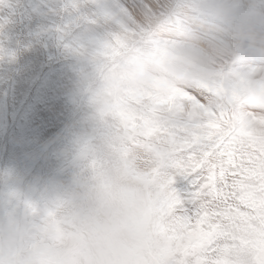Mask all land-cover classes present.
I'll list each match as a JSON object with an SVG mask.
<instances>
[{
    "label": "rangeland",
    "instance_id": "374dc122",
    "mask_svg": "<svg viewBox=\"0 0 264 264\" xmlns=\"http://www.w3.org/2000/svg\"><path fill=\"white\" fill-rule=\"evenodd\" d=\"M21 1L19 10H29L34 3L31 11L42 12L46 4L53 17L29 19L27 14L18 20L6 15L11 24L15 19L26 28L23 33L8 30L7 41L13 48H0V264H81L89 237L111 219L132 230L134 264H168L174 249L160 206L162 177L155 170L153 153L144 146L143 130L130 121L140 110V101L151 103L148 93L155 87L165 91L169 81L178 82L185 75L186 59L175 57L160 66L131 42L122 50L106 52L104 43L118 30L107 5L115 7L117 0H103L100 5L79 0L82 11L69 3L65 6V0ZM6 6L16 9L18 5ZM39 22H62L63 31L84 29L86 42L81 48L76 44L77 48H55L61 39L50 28L47 39L56 59L45 62L34 31ZM5 37L0 33L1 45ZM30 38L37 42L35 48H29ZM15 61L17 69L12 68ZM147 63L151 67L149 77L143 79L144 90L133 93L131 82L134 86L140 81L135 78L139 66ZM111 72L117 79L108 76ZM154 77L157 86L151 82ZM3 82L8 90H3ZM130 94L138 98L137 103L129 102ZM125 111L131 118L123 123ZM123 183L129 184L124 190ZM125 192L136 202L123 211L126 204L117 201Z\"/></svg>",
    "mask_w": 264,
    "mask_h": 264
},
{
    "label": "snow or ice",
    "instance_id": "6c2138e0",
    "mask_svg": "<svg viewBox=\"0 0 264 264\" xmlns=\"http://www.w3.org/2000/svg\"><path fill=\"white\" fill-rule=\"evenodd\" d=\"M114 20L109 54L187 61L130 121L162 177L168 264H264V0H118Z\"/></svg>",
    "mask_w": 264,
    "mask_h": 264
},
{
    "label": "bare ground",
    "instance_id": "6f19581e",
    "mask_svg": "<svg viewBox=\"0 0 264 264\" xmlns=\"http://www.w3.org/2000/svg\"><path fill=\"white\" fill-rule=\"evenodd\" d=\"M16 1V2H15ZM20 1L21 0H0V33H6V37H5V40H3V43H2V45L0 44V48H13L12 47V45L10 44V43H8V41H7V39H8V36H7V33H8V30H14V31H16V30H21L22 31V33H23V30L26 28V26L23 24V22H22V25H23V27H21V25H19L18 26V24H16V20L14 19V23L13 24H11V22H12V19H10V18H18V20H23V17L25 16V15H27L28 14V17H29V19H33V18H35V17H37L38 15H44V16H47V18L48 19H50V20H52V17L53 16H51L52 14V12H50V8L49 7H47L46 6V4L44 5V6H42V8L43 7H45V11H42V12H32L31 10L33 9V7H34V3H31L30 4V6H29V10H19L18 9V7L20 6L19 4H20ZM34 1V0H33ZM44 1V0H43ZM47 1V0H46ZM52 2L53 1H55V0H51ZM84 1H86V2H88V3H91V5H94V4H96V5H100V2H102L103 0H84ZM111 1V0H110ZM118 1V0H117ZM22 2V1H21ZM41 2V1H40ZM52 2H50V4L52 3ZM58 2V1H57ZM7 3H12V4H17L18 6L16 7V9H9V8H7ZM48 3V2H47ZM70 4L71 6H72V8L75 10V11H77V10H81V7H82V5H81V2L79 1V0H65V6H67V4ZM49 4V3H48ZM54 4V3H53ZM113 5V3H109L108 5H107V12H108V15H111V16H115V11H116V3H115V7H113L112 6ZM48 6H50V5H48ZM65 6H64V8H65ZM46 7H47V10H46ZM52 11V10H51ZM82 11V10H81ZM2 13H4V15L2 14ZM8 14H10V18H9V20L7 19V17H6V15H8ZM3 16V17H2ZM34 16V17H33ZM85 19V18H84ZM87 19V18H86ZM20 22V21H19ZM62 25H64L62 22H58V23H56V24H51V23H49V24H45V23H37L35 26H34V31H35V33L37 34V36H38V38H39V41H40V43H42L41 45V47H39V48H43V54H44V58L42 59L43 61H48L49 59H56V55H55V53L52 51V49H51V47H50V44H49V40L47 39L48 38V36H50V28L52 29V32H54V34H56V37H57V35L59 36V38L61 39V41H60V45L57 47L56 45H55V48H61V46H63L64 45V47L65 48H73V47H75V45L74 44H76L78 47H82L83 45H84V43L86 42V40H85V35L87 34V32L83 29V30H79V31H75L74 29H68V30H65L64 29V31H63V29H62ZM22 28H23V30H22ZM71 33L70 34V37L67 39V38H64V36H66L65 35V33ZM21 33V34H22ZM58 38V37H57ZM19 40L22 42V39L21 38H19ZM73 40H75V42H73L72 43V41ZM19 41V43H21ZM58 41V43H59V39L57 40ZM12 42V41H11ZM14 43V42H13ZM57 44V43H56ZM28 45H29V48H35L38 44H37V42L35 41V39H29V43H28ZM73 46V47H72ZM37 47V48H38ZM17 48H22V47H17ZM75 48H77V47H75ZM84 48V47H83ZM58 56V55H57ZM61 57V56H60ZM59 58V57H58ZM57 58V59H58ZM72 58V57H71ZM70 58V60H72ZM60 60V59H59ZM64 59H62V61H63ZM137 60H141V57L140 58H138ZM132 63H134L135 61L134 60H130ZM57 63H59V61H56ZM64 62H65V60H64ZM147 62V61H146ZM16 61L13 63V65H12V68H15V69H17L18 67H17V65H16ZM56 63V64H57ZM62 64V63H61ZM60 65V64H59ZM67 65H69V64H67ZM144 65V67L146 66L145 64H143ZM58 66V65H57ZM122 66V65H121ZM60 67V66H59ZM141 67H143V66H141ZM140 66H139V73H138V75L135 77L136 78V80H140V81H138L134 86H133V84H132V82H131V86H132V89H133V93H139V92H141V91H143L144 90V87H145V85H144V82H143V79H144V77H149L148 75V71H149V68L148 67H151V65L149 64V63H147V66H146V68H144L143 67V69L141 68ZM115 69V68H114ZM154 69H156L157 70V72L159 73V74H162V72H161V70H160V68L157 66H154ZM146 72V73H145ZM50 74V73H49ZM55 76V75H54ZM108 76H112V77H114V78H116L117 79V77L111 72ZM5 77V76H4ZM33 82H39V80L36 78V77H34V81ZM151 82H153L154 84H155V86H157L156 85V83H157V77H154L153 78V80L151 81ZM4 83V85L2 86V88H3V90H4V88L5 89H9L7 86H5V84H6V82H3ZM10 83V82H9ZM2 84V83H1ZM0 84V85H1ZM155 88H157V90H154L153 91V93L152 94H150V93H148V97H151L152 95H159V94H162L164 91L162 90V88L161 87H155ZM20 94H22V93H20ZM2 95H3V92H2ZM5 96H6V94H5ZM129 97H130V99H133V100H135L136 99V101H138V98L135 96V95H129ZM20 98V97H19ZM22 100V99H21ZM8 106V105H7ZM6 106V107H7ZM119 110H121V108H119ZM129 110V109H128ZM130 114V111H129V113L127 114V112L125 111L124 112V115H125V119L123 118L122 119V121H123V123H125L126 122V119H128V118H131V114ZM19 125V124H18ZM115 131V130H114ZM89 134V133H88ZM123 134V133H122ZM87 137H90L89 135L87 136ZM86 137V138H87ZM2 147V146H1ZM85 145H83L82 147H81V150L83 151L85 148ZM82 148H84V149H82ZM80 150V151H81ZM141 162V161H140ZM145 162V161H144ZM117 164V163H116ZM122 163H120V165H121ZM120 170V169H119ZM123 171V170H122ZM7 173V172H6ZM120 174H122V173H120ZM121 176V175H120ZM123 176V175H122ZM111 177V176H110ZM124 177H126V176H124ZM128 177V176H127ZM108 179V178H107ZM114 179V178H113ZM131 179V178H130ZM109 180H111V179H109ZM112 181V180H111ZM114 181H116V180H114ZM114 181H113V183H114ZM134 181H136V180H134ZM106 182V181H105ZM116 182H118V181H116ZM120 182V181H119ZM132 182V181H131ZM134 183V182H133ZM109 184V183H108ZM115 184V183H114ZM122 185V184H121ZM144 185L146 186V183H144ZM112 186V185H111ZM129 186V184L128 185H126V184H124L123 183V185H122V188L124 187H128ZM133 186V185H132ZM132 186L131 187H129V188H127L126 189V191L128 192V190L129 189H131L132 188ZM124 188H123V190H124ZM121 190V189H120ZM135 190V189H134ZM133 191V190H132ZM116 192V191H115ZM123 192V191H122ZM127 192H125V193H122V194H119V198H118V201L117 202H121L122 204H126V206L125 207H123V211L125 210L126 211V208H130L131 209V207H133L132 205H129V204H134L136 201H135V194H134V197L135 198H133V200L131 201L129 198H128V196L126 197L125 195L127 194ZM138 193V192H137ZM144 193H146V191L145 190H143L142 191V194L141 193H139V194H141L140 196L141 197H143L144 196ZM98 195H101V193L99 192V193H97ZM117 195V194H116ZM2 196V195H1ZM139 196V197H140ZM148 196V195H147ZM116 197V196H115ZM140 197V198H141ZM117 198V197H116ZM147 198H150V196H148ZM147 198H145V199H147ZM105 199V198H104ZM108 199H110V198H108ZM142 199H144V198H142ZM142 199L141 200H139V201H141L142 203H143V201H142ZM115 200V199H114ZM117 200V199H116ZM105 201H106V199H105ZM138 201V202H139ZM147 201V200H146ZM153 200L151 199V202H152ZM97 202V201H96ZM99 202V201H98ZM104 202V201H103ZM145 202V201H144ZM147 203H149V202H147ZM122 206V205H121ZM140 206V205H139ZM141 206H142V204H141ZM137 207V206H136ZM143 207V206H142ZM134 208V207H133ZM146 209V208H145ZM3 210V209H2ZM121 209L119 208V211H120ZM128 210V209H127ZM139 210V209H138ZM130 211V210H129ZM141 211V210H140ZM142 211H143V209H142ZM131 212H132V210H131ZM110 215V214H109ZM109 215H108V217H109ZM0 220H1V217H0ZM1 243V242H0ZM6 244V243H5ZM8 245V244H7ZM17 245V244H16ZM5 246V245H4ZM8 247V246H7ZM6 247V248H7ZM17 249V248H16ZM16 252V251H15ZM17 254V253H16ZM26 257V256H25ZM24 257V258H25Z\"/></svg>",
    "mask_w": 264,
    "mask_h": 264
},
{
    "label": "clouds",
    "instance_id": "9594fccd",
    "mask_svg": "<svg viewBox=\"0 0 264 264\" xmlns=\"http://www.w3.org/2000/svg\"><path fill=\"white\" fill-rule=\"evenodd\" d=\"M132 230L119 219L102 222L82 250L81 264H134Z\"/></svg>",
    "mask_w": 264,
    "mask_h": 264
}]
</instances>
